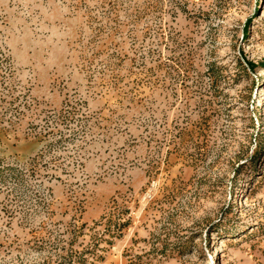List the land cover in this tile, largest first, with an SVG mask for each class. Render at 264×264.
Listing matches in <instances>:
<instances>
[{
	"label": "rangeland",
	"instance_id": "obj_1",
	"mask_svg": "<svg viewBox=\"0 0 264 264\" xmlns=\"http://www.w3.org/2000/svg\"><path fill=\"white\" fill-rule=\"evenodd\" d=\"M0 264H264V0H0Z\"/></svg>",
	"mask_w": 264,
	"mask_h": 264
}]
</instances>
